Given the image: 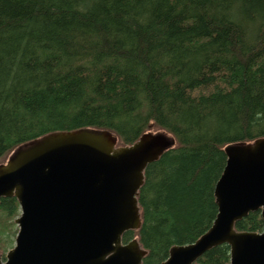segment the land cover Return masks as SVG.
<instances>
[{
	"label": "trees",
	"instance_id": "obj_1",
	"mask_svg": "<svg viewBox=\"0 0 264 264\" xmlns=\"http://www.w3.org/2000/svg\"><path fill=\"white\" fill-rule=\"evenodd\" d=\"M107 130L119 146L166 132L146 170L143 264L197 242L219 209L225 148L264 138V0H0V164L55 132ZM0 200V253L18 230ZM262 233L261 212L236 224ZM11 246V245H10ZM222 245L198 264H230Z\"/></svg>",
	"mask_w": 264,
	"mask_h": 264
},
{
	"label": "water",
	"instance_id": "obj_2",
	"mask_svg": "<svg viewBox=\"0 0 264 264\" xmlns=\"http://www.w3.org/2000/svg\"><path fill=\"white\" fill-rule=\"evenodd\" d=\"M107 130L55 132L15 149L0 164V200L16 198L21 215L15 247L0 264H143L148 252L128 232L142 228L140 191L149 165L176 147L166 132H148L119 146ZM216 184L219 212L197 242L176 246L163 264H198L227 245L230 264H264V231L236 224L261 212L264 220V138L225 148Z\"/></svg>",
	"mask_w": 264,
	"mask_h": 264
},
{
	"label": "rangeland",
	"instance_id": "obj_3",
	"mask_svg": "<svg viewBox=\"0 0 264 264\" xmlns=\"http://www.w3.org/2000/svg\"><path fill=\"white\" fill-rule=\"evenodd\" d=\"M153 132V131H152ZM20 215H21V211H20ZM20 215H19V217H20ZM18 217V218H19ZM16 224V223H15ZM19 231V227L16 225L15 226V228H13V231ZM18 234V233H17ZM17 237V236H16ZM16 237L14 236V237H12L11 238V240H12V244H9V246H7V251H6V253L5 254H1L2 255V257H3V259H5V257H6V255H7V253L10 251V250H12L14 247H15V244H16ZM11 245V246H10Z\"/></svg>",
	"mask_w": 264,
	"mask_h": 264
}]
</instances>
